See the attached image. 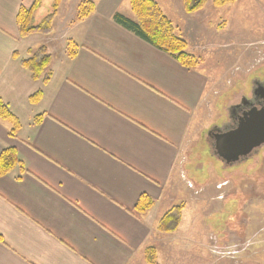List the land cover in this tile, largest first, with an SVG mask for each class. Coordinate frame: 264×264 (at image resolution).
<instances>
[{
  "label": "crops",
  "instance_id": "crops-1",
  "mask_svg": "<svg viewBox=\"0 0 264 264\" xmlns=\"http://www.w3.org/2000/svg\"><path fill=\"white\" fill-rule=\"evenodd\" d=\"M37 1L0 0V264H143L186 155L221 126L214 78L117 23L130 0L81 20L82 0H61L50 33L24 35ZM164 1L180 21L182 0ZM44 45L46 81L23 64Z\"/></svg>",
  "mask_w": 264,
  "mask_h": 264
},
{
  "label": "rangeland",
  "instance_id": "rangeland-1",
  "mask_svg": "<svg viewBox=\"0 0 264 264\" xmlns=\"http://www.w3.org/2000/svg\"><path fill=\"white\" fill-rule=\"evenodd\" d=\"M215 1L188 12L182 0L178 21L158 0L176 35L187 41L186 51L196 56V67L214 78L210 108H217L216 124L222 125L229 107L264 84V0ZM52 5L41 0L34 21L48 16ZM208 127L186 155L171 204L162 207L181 208L180 223L169 232L158 226V238L147 247L152 264H264V145L226 170L229 165L215 155V129ZM222 181L228 182L225 191L217 188Z\"/></svg>",
  "mask_w": 264,
  "mask_h": 264
},
{
  "label": "trees",
  "instance_id": "trees-1",
  "mask_svg": "<svg viewBox=\"0 0 264 264\" xmlns=\"http://www.w3.org/2000/svg\"><path fill=\"white\" fill-rule=\"evenodd\" d=\"M206 1L207 0H183L188 12H194L200 9ZM232 1L234 0H216L215 2L217 5H222ZM40 2L41 0H38L32 8L21 9L19 21L24 35L35 32L48 34L53 29V20L58 14L61 0H53L52 9L51 12L47 14L48 16L43 17L39 22H35L34 12L40 5ZM130 3L136 19H131L125 15L116 13L114 19L117 23L156 47L170 53L181 64L191 68L196 67L198 64L196 56L186 51L188 46L187 41L182 36L176 35L174 23L165 14L157 0H130ZM94 7V0H82L77 6V18L81 20L88 17L94 10ZM77 48L78 46L74 41H68L67 50L71 52V55L75 54ZM51 61L52 56L48 53L47 47L44 45L31 57L24 60L23 64L24 67L29 70L32 78L46 81L50 77L49 67ZM0 116H12V112L7 103L3 101L1 97ZM1 159L7 163H12L14 161L11 154L7 155L5 153L0 156V160ZM181 211V208L177 206L168 209L159 220L158 226L160 229L167 232L176 230L180 223ZM149 251L153 250L147 248L145 251V258H147L149 264H152L154 260H151L149 255H147ZM153 258L155 259V257Z\"/></svg>",
  "mask_w": 264,
  "mask_h": 264
},
{
  "label": "water",
  "instance_id": "water-1",
  "mask_svg": "<svg viewBox=\"0 0 264 264\" xmlns=\"http://www.w3.org/2000/svg\"><path fill=\"white\" fill-rule=\"evenodd\" d=\"M217 137L216 152L227 163L247 157L264 144V110L253 109L237 128Z\"/></svg>",
  "mask_w": 264,
  "mask_h": 264
},
{
  "label": "flooded vegetation",
  "instance_id": "flooded-vegetation-1",
  "mask_svg": "<svg viewBox=\"0 0 264 264\" xmlns=\"http://www.w3.org/2000/svg\"><path fill=\"white\" fill-rule=\"evenodd\" d=\"M262 84L263 83H256L257 86L254 88L252 96L243 97L239 103L229 107L227 121L217 127L215 132L210 135L211 138L214 139L213 144L215 146L218 138L217 136L237 128L241 121L250 114V111L255 108L258 110H264V88L261 90V86L264 87V84ZM215 155H217L222 162L226 163L219 154L215 153Z\"/></svg>",
  "mask_w": 264,
  "mask_h": 264
}]
</instances>
